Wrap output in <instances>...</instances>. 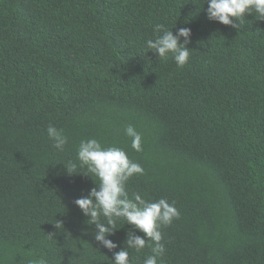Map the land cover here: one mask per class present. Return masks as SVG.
Segmentation results:
<instances>
[{"label":"trees","instance_id":"1","mask_svg":"<svg viewBox=\"0 0 264 264\" xmlns=\"http://www.w3.org/2000/svg\"><path fill=\"white\" fill-rule=\"evenodd\" d=\"M207 7L0 0V264H113L75 204L95 178L63 165L92 138L143 167L126 185L130 198L178 209L161 228L158 264H264V21L247 15L236 29L210 20ZM157 24L191 29L184 67L146 47ZM50 124L68 139L63 152ZM117 229L116 252L130 230L144 236L123 220ZM128 251L130 264L153 254Z\"/></svg>","mask_w":264,"mask_h":264},{"label":"clouds","instance_id":"2","mask_svg":"<svg viewBox=\"0 0 264 264\" xmlns=\"http://www.w3.org/2000/svg\"><path fill=\"white\" fill-rule=\"evenodd\" d=\"M206 4L208 18L225 26L239 29L242 19L247 15H254L256 20L264 21V0H206ZM234 20H238L239 25ZM154 31L157 35L154 39L145 41L146 47L158 54L159 59L167 58L171 54L177 66L184 67L190 59L191 50L188 45L191 43V29L180 28L174 34L173 30H166L163 25L157 24ZM46 131L53 148L63 152L68 143L67 137L51 124ZM125 134L131 139V148L137 152L142 151L143 137L136 128L128 125ZM77 161L63 164L67 173L91 176L95 178L97 186L87 196L76 199L75 204L87 217L86 224L95 227L94 239L114 252L113 264H130L128 249L140 252L146 246H151L153 254L147 256L143 264H158V258L165 253L161 228L170 225L179 217L175 205L165 198L145 200L138 193L129 197L126 188L128 181L136 175H142L144 169L138 162L131 160L120 147H103L94 138L82 140L77 148ZM78 167L86 168V172L77 173ZM122 220L144 236L130 230L126 236L125 247L116 252L114 250L118 245L109 237L119 230L117 223ZM53 225L57 229L61 226L64 228L59 220ZM33 264H47V261L41 259Z\"/></svg>","mask_w":264,"mask_h":264}]
</instances>
